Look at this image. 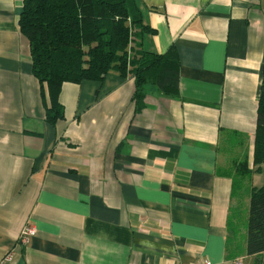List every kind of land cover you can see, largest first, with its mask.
I'll list each match as a JSON object with an SVG mask.
<instances>
[{"label":"crops","instance_id":"crops-1","mask_svg":"<svg viewBox=\"0 0 264 264\" xmlns=\"http://www.w3.org/2000/svg\"><path fill=\"white\" fill-rule=\"evenodd\" d=\"M175 50L179 95L132 77L65 83L50 123L20 31L24 0H0V261L7 264H258L248 256L264 69V0H137ZM247 162V168L239 169ZM245 173V174H244ZM245 213V216H244ZM37 230L27 244L24 229Z\"/></svg>","mask_w":264,"mask_h":264},{"label":"trees","instance_id":"trees-1","mask_svg":"<svg viewBox=\"0 0 264 264\" xmlns=\"http://www.w3.org/2000/svg\"><path fill=\"white\" fill-rule=\"evenodd\" d=\"M29 40L33 74L40 83L45 119H64L59 96L63 84L103 82L110 73L132 77L136 109H142L144 88L155 85L167 96L179 95L178 57L144 49V36L154 33L143 22L137 0H24L19 21ZM254 165L264 166V69L258 102ZM247 162L239 169L247 168ZM245 174V173H244ZM247 255L264 264V185L250 195Z\"/></svg>","mask_w":264,"mask_h":264},{"label":"built area","instance_id":"built-area-1","mask_svg":"<svg viewBox=\"0 0 264 264\" xmlns=\"http://www.w3.org/2000/svg\"><path fill=\"white\" fill-rule=\"evenodd\" d=\"M37 233V230L35 229L34 226H30L28 225L24 231L21 234L20 237V241L22 244H27L29 239L33 236H35ZM12 260V255H7L6 257H4L1 261L0 264H7L8 262H10ZM195 264H211L209 261H204V262H200V263H195ZM234 264H244V262L241 259H237Z\"/></svg>","mask_w":264,"mask_h":264},{"label":"rangeland","instance_id":"rangeland-1","mask_svg":"<svg viewBox=\"0 0 264 264\" xmlns=\"http://www.w3.org/2000/svg\"><path fill=\"white\" fill-rule=\"evenodd\" d=\"M148 45H144V49L147 50V51H151V49H148L147 48ZM244 216H245V213H244ZM247 222L245 220V218H242L238 221V225H237V233L238 235L235 237L236 239H238V242L239 244H243V241L245 240V231H247Z\"/></svg>","mask_w":264,"mask_h":264}]
</instances>
